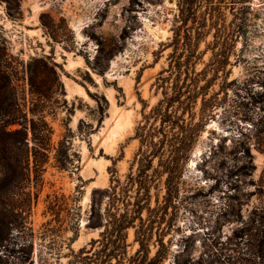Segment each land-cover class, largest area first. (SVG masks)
<instances>
[{"label":"rangeland","instance_id":"374dc122","mask_svg":"<svg viewBox=\"0 0 264 264\" xmlns=\"http://www.w3.org/2000/svg\"><path fill=\"white\" fill-rule=\"evenodd\" d=\"M176 32L195 43L206 101L200 94L193 111L199 125L163 222L169 251L160 264L186 244L191 264H264V247L259 257L253 248L264 238V0H0V138L20 128L5 120L44 116L53 144L71 139L73 161L60 169L51 154L41 180L0 187V264H96L91 242L103 228L88 226L93 191L101 216L140 204L130 178L137 127L163 97ZM215 42L228 52L209 66L224 58H214ZM98 104L107 107L102 119ZM25 148L17 141L6 151ZM156 169L157 159L147 172L151 209L164 193L166 174ZM137 248L129 227L126 257Z\"/></svg>","mask_w":264,"mask_h":264},{"label":"trees","instance_id":"16d2710c","mask_svg":"<svg viewBox=\"0 0 264 264\" xmlns=\"http://www.w3.org/2000/svg\"><path fill=\"white\" fill-rule=\"evenodd\" d=\"M7 4L18 0H5ZM8 9H10L8 7ZM10 15V14H9ZM183 40L180 33L176 35L171 42L174 50L170 54V63L166 72V77L160 78L162 81L163 97L151 108V110L143 116V122L137 127V136L140 138V147L137 153L139 166L138 173L130 176L133 182L138 183L137 194L140 204L136 203V208H129L128 204L124 208L112 207L114 211L105 208L106 215L101 216V204L96 200V194H101L98 189L93 191L92 205L90 212V227H102L100 238L93 239L91 244L94 252V257L89 260L96 264H112L113 259L119 264H160L167 256L169 251V243L166 245L164 241L163 222L167 214L168 207L177 198L179 192V176L178 171L181 163L187 157L189 145L194 140L195 131H197V123L193 125L192 118L194 109L198 101V96L202 95V104L205 103L204 86L198 90V79L205 74L206 70L196 72L195 61L197 58L196 50L194 51V42L190 37L186 36ZM214 48L217 51L213 52L216 59L217 56H222L223 61L213 59L209 66H214L217 63L223 64L228 50L220 43L215 42ZM217 62V63H216ZM215 63V64H214ZM219 66L213 67L215 69ZM89 81H92L88 76ZM252 79H248L251 81ZM211 79L206 81V86ZM65 94V91L64 93ZM106 102V100H105ZM99 112L102 116L106 111V106L98 104ZM30 112L35 114V108L31 107ZM264 110V109H263ZM190 118L188 119L186 117ZM201 120V119H200ZM18 123L20 128L14 130H4L6 138H0V187L3 185L15 184H31L42 179L43 165L46 163L50 155L54 159L56 166L60 169H66L73 165L71 155L69 153L71 147V139L67 136L58 140L57 144L51 141L52 127L44 116L34 119L31 117L27 120L26 115L23 121L18 120V116L5 120L4 128L9 124ZM196 126V127H195ZM28 130L31 132L32 147L28 149L29 139L27 137ZM21 134L18 139L13 138L15 134ZM19 142L21 146H26L22 152L16 156L9 155L6 150H10L15 142ZM20 147V146H18ZM157 159V171L162 177L166 174L163 182L164 193L161 201L156 197V206L151 209L149 201L151 198L150 188L153 179L147 172L153 167L154 160ZM32 162V164H31ZM155 170V169H154ZM33 173V178L31 177ZM158 178V179H159ZM118 179L111 178V183ZM103 192V191H102ZM107 192V190L105 191ZM109 198L113 201L116 197V187L109 192ZM145 209L149 214L146 218L142 217V211ZM153 211V212H152ZM138 214V216H137ZM139 219V223L135 224V219ZM156 223V225H154ZM134 228V241L138 243V248L132 256L126 257L125 247L127 238V229ZM156 227V228H155ZM156 229L155 231H153ZM243 226L239 228L242 230ZM155 234L153 241L156 250L152 256H149V242ZM242 232L240 235L243 236ZM97 243L98 248L95 247ZM264 245V238L255 240L253 248L254 255L259 257ZM84 248L80 249L83 253ZM191 244H186L178 251V255H174L172 264H191L189 251ZM185 252L188 255L182 256ZM127 259V260H126Z\"/></svg>","mask_w":264,"mask_h":264}]
</instances>
